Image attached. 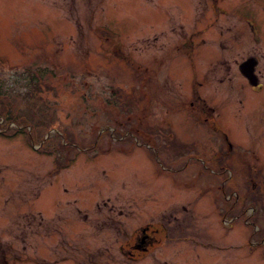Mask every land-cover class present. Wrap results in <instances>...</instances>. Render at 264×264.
<instances>
[{"label":"rangeland","instance_id":"obj_1","mask_svg":"<svg viewBox=\"0 0 264 264\" xmlns=\"http://www.w3.org/2000/svg\"><path fill=\"white\" fill-rule=\"evenodd\" d=\"M250 52L264 0H0V264H264Z\"/></svg>","mask_w":264,"mask_h":264},{"label":"flooded vegetation","instance_id":"obj_2","mask_svg":"<svg viewBox=\"0 0 264 264\" xmlns=\"http://www.w3.org/2000/svg\"><path fill=\"white\" fill-rule=\"evenodd\" d=\"M210 4H211V8H212V12L214 13V14H217V9H216V7H217V4H215V2L214 1H210ZM208 12H209V10H207ZM211 14V13H210ZM210 14L208 15V18H209V16H210ZM258 27L256 28V32H258ZM253 52H250V53H248L247 54V56H245L243 59H245V58H250V63H251V65H254V72H255V75L257 76V78H258V83H260V80H261V78H263L264 77V70H263V65H264V59L263 60H261V59H258L257 58V56L256 55H253L252 54ZM242 59V60H243ZM242 60H240L239 61V63L242 61ZM221 61V63H220V65L221 66H226V68H230V65H229V59H226V58H223V60H220ZM239 63H238V66H239ZM247 79H249V77L247 78ZM250 80V79H249ZM195 97L194 98H192L190 101L191 102H195ZM206 103H208V101H207V97L206 96H202V100H200V101H198L197 103H194L193 105H194V107H196L197 108V110H195V111H197L198 112V114L199 115H201L203 118H205V120L206 121H208L209 119H210V114H211V112L212 111H210V113L209 114H207V111H206V109H205V107H204V104L206 105ZM208 105L212 108V106L208 103ZM207 114V115H206ZM253 189H256L257 188V185H253ZM262 193V192H261ZM245 194L246 195H244V197H246V198H249V197H251V198H253V199H257V198H259V196L255 193V192H253V191H251V192H247V191H245ZM263 194V193H262ZM249 209H250V207H249ZM253 209V208H252ZM251 209V210H252ZM120 213V212H119Z\"/></svg>","mask_w":264,"mask_h":264},{"label":"water","instance_id":"obj_3","mask_svg":"<svg viewBox=\"0 0 264 264\" xmlns=\"http://www.w3.org/2000/svg\"><path fill=\"white\" fill-rule=\"evenodd\" d=\"M249 61H250V58L247 57L239 63V66L241 70L243 71V73H245L249 77L252 83H257L258 78L255 75V72L253 70L254 65H251Z\"/></svg>","mask_w":264,"mask_h":264},{"label":"trees","instance_id":"obj_4","mask_svg":"<svg viewBox=\"0 0 264 264\" xmlns=\"http://www.w3.org/2000/svg\"><path fill=\"white\" fill-rule=\"evenodd\" d=\"M6 114H8V113H6Z\"/></svg>","mask_w":264,"mask_h":264}]
</instances>
